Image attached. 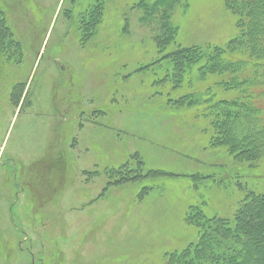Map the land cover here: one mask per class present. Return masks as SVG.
I'll use <instances>...</instances> for the list:
<instances>
[{"label":"rangeland","instance_id":"1","mask_svg":"<svg viewBox=\"0 0 264 264\" xmlns=\"http://www.w3.org/2000/svg\"><path fill=\"white\" fill-rule=\"evenodd\" d=\"M79 1L0 0L22 44L0 61V264H167L198 238L191 205L233 217L264 191V160L212 146L196 107L169 104L181 90L160 61L173 44L224 47L237 19L224 0H103L82 41L76 18L100 0ZM163 15L176 30L159 52Z\"/></svg>","mask_w":264,"mask_h":264},{"label":"trees","instance_id":"2","mask_svg":"<svg viewBox=\"0 0 264 264\" xmlns=\"http://www.w3.org/2000/svg\"><path fill=\"white\" fill-rule=\"evenodd\" d=\"M177 2L155 0L150 5L140 4L148 13L149 9L162 11ZM224 2L237 19V32L224 47L173 44L174 48L165 51L160 61L170 64L166 65L164 76L167 81L169 77L174 81L172 90H181L176 96H169V104L196 107V116L206 120L211 132L209 143L225 146L234 158L252 164L264 160V0ZM102 5L104 1L100 0L92 21L75 16L84 28H78L82 41L96 31ZM79 12L81 15L84 8ZM163 17V31L155 37L163 44L159 45V52L172 43L176 30L170 23L171 16ZM21 48V41L13 36L5 11L0 8V61L16 55L14 61L20 62ZM170 92L169 89L167 95ZM185 218L197 229L198 238L173 251L167 264H251L253 256L258 259L255 264H264V191H248L233 217L209 216L199 205H191ZM256 241H261L260 249L254 248Z\"/></svg>","mask_w":264,"mask_h":264},{"label":"bare ground","instance_id":"3","mask_svg":"<svg viewBox=\"0 0 264 264\" xmlns=\"http://www.w3.org/2000/svg\"><path fill=\"white\" fill-rule=\"evenodd\" d=\"M96 8V4H92V7H91V10L95 9Z\"/></svg>","mask_w":264,"mask_h":264}]
</instances>
